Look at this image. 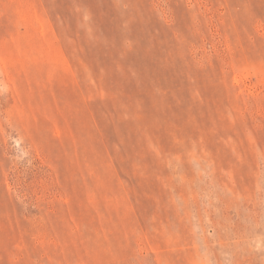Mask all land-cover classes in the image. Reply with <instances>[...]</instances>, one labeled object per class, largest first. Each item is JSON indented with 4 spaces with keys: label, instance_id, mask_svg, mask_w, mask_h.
I'll return each mask as SVG.
<instances>
[{
    "label": "rangeland",
    "instance_id": "obj_1",
    "mask_svg": "<svg viewBox=\"0 0 264 264\" xmlns=\"http://www.w3.org/2000/svg\"><path fill=\"white\" fill-rule=\"evenodd\" d=\"M0 264H264V0H0Z\"/></svg>",
    "mask_w": 264,
    "mask_h": 264
}]
</instances>
